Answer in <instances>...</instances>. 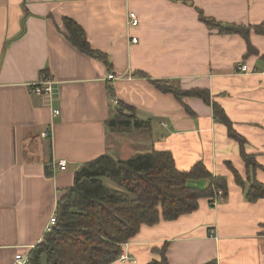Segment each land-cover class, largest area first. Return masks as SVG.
<instances>
[{
    "label": "crops",
    "instance_id": "obj_1",
    "mask_svg": "<svg viewBox=\"0 0 264 264\" xmlns=\"http://www.w3.org/2000/svg\"><path fill=\"white\" fill-rule=\"evenodd\" d=\"M198 9L224 23H264V0H0V264H13L15 254L41 241L84 162L154 148L171 150L180 169L202 160L227 176L229 194L213 207L202 198L192 213L143 224L124 246L135 264L158 258L151 248L164 242L169 264H264V197L247 200L227 164L245 175L237 142L212 105L196 96L179 100L153 80L208 88L247 138L264 183V35L252 32L258 53L245 56V39L210 28ZM129 10L140 24L127 29ZM65 16L82 25L109 64L66 37ZM240 62L256 70L242 71ZM43 70L53 79L52 96L30 91ZM109 72L121 77L108 80ZM113 95L150 129L113 131ZM60 159L67 169L54 167Z\"/></svg>",
    "mask_w": 264,
    "mask_h": 264
},
{
    "label": "trees",
    "instance_id": "obj_2",
    "mask_svg": "<svg viewBox=\"0 0 264 264\" xmlns=\"http://www.w3.org/2000/svg\"><path fill=\"white\" fill-rule=\"evenodd\" d=\"M199 17L219 33L240 34L248 47L245 56L258 53L251 42V34L264 35V23H224L203 11ZM64 24L66 37L73 44L109 64L105 53L92 48L81 24L68 16L63 18ZM153 80L160 90L172 92L179 100L184 96H196L212 105L215 118L225 124L246 163V173L242 175L232 162L227 161L235 182L242 186L247 200L254 202L264 197V183L256 175L257 169L263 166L257 161L255 152L247 150V138L236 130L233 120L211 91L198 86L184 88L177 80L168 78ZM116 108L113 117L107 121L113 131L125 133L150 129L151 124L137 117L132 106L120 102ZM126 109L132 113H126ZM199 180L207 182L206 185H199ZM73 181L59 195L56 222L44 231L42 242L29 251L25 264H41L43 255L47 264L114 263L120 260L125 244L140 232L143 224L152 226L161 220L171 221L192 213L199 209L202 198H207L213 207L216 201L226 199L229 194L227 176L214 173L202 160H197L188 169H180L171 150L156 148L126 158L101 154L84 162L74 172ZM167 248L168 242L153 246L151 250L159 257L147 264H169Z\"/></svg>",
    "mask_w": 264,
    "mask_h": 264
},
{
    "label": "built area",
    "instance_id": "obj_3",
    "mask_svg": "<svg viewBox=\"0 0 264 264\" xmlns=\"http://www.w3.org/2000/svg\"><path fill=\"white\" fill-rule=\"evenodd\" d=\"M127 29L130 28H135L137 26H139L140 22H139V14L138 12L135 10H129L128 14H127ZM131 42L136 43L138 42L139 38L138 36H133V35H129ZM238 68L242 71L245 72H249L251 70H256L255 67H250L247 63L244 62H240L238 65ZM121 76H117L116 74H114L113 72H109L108 73V77L107 79H118ZM30 91L34 94H43V95H48V96H52V93L54 92V82L52 77L50 76L49 73H47L45 70H43L39 76V78L37 79L36 82H33L30 85ZM113 102L116 104H118V100L115 98V96L113 95L112 98ZM54 114H58L60 113V110L55 108L53 109ZM43 135H47V133H43ZM54 167L56 168H60L62 170L67 169V161L65 159H60L57 160L54 163ZM219 193H222V191L218 190ZM56 218H57V210L49 217L47 223H46V229L50 228L53 226V224L56 222ZM42 242V238L40 239ZM15 259H14V263L13 264H25L27 262V260L29 259V254L28 253H17L15 254ZM120 260L124 261V262H131V263H136V258L134 256H132L128 251H126L125 249L122 250V253L120 254L119 257Z\"/></svg>",
    "mask_w": 264,
    "mask_h": 264
},
{
    "label": "rangeland",
    "instance_id": "obj_4",
    "mask_svg": "<svg viewBox=\"0 0 264 264\" xmlns=\"http://www.w3.org/2000/svg\"><path fill=\"white\" fill-rule=\"evenodd\" d=\"M199 12H201V9H198ZM126 112V110H124ZM127 113V112H126ZM120 133H123V132H120ZM108 183H111V181L107 180ZM199 185H203V183L205 182L204 180H199ZM41 264H47V260H46V256L43 255L42 257V261H41Z\"/></svg>",
    "mask_w": 264,
    "mask_h": 264
}]
</instances>
